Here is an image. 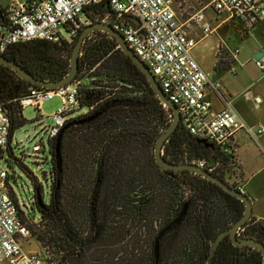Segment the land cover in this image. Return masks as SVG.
Segmentation results:
<instances>
[{
    "label": "trees",
    "instance_id": "trees-1",
    "mask_svg": "<svg viewBox=\"0 0 264 264\" xmlns=\"http://www.w3.org/2000/svg\"><path fill=\"white\" fill-rule=\"evenodd\" d=\"M108 10L107 0H101L87 5L83 13L96 22L100 21L97 16ZM82 28L71 41L31 38L13 43L3 55L38 78L59 79L69 69L71 50ZM84 75L88 76L85 83L81 81ZM74 80L80 81L79 108L86 110L65 121L58 152L56 137L49 140L50 197L44 201L41 185L33 179L31 204L41 218L33 221L25 215L31 236L51 247L54 264H207L212 241L240 217L244 202L199 173L159 168L153 149L171 121L170 109L106 31L95 29L85 37ZM32 86L38 85L0 63V103L9 115L10 136L25 121L19 99ZM213 148L197 141L179 123L164 141L162 155L176 163L192 158L216 161L218 152ZM221 162L229 174L236 172L231 176L236 180L235 153ZM223 172L216 175L239 190ZM73 175L88 183L84 187L87 219L82 228L69 201L71 197L80 199L78 194L83 191L73 181L69 184ZM13 199L21 216L22 209ZM185 203L182 221L161 235L155 262V235ZM143 225L154 231L148 248L141 240ZM242 227L245 236L264 243L261 222L250 216ZM261 263L260 249L235 245L228 235L221 238L212 256V264Z\"/></svg>",
    "mask_w": 264,
    "mask_h": 264
},
{
    "label": "built area",
    "instance_id": "built-area-1",
    "mask_svg": "<svg viewBox=\"0 0 264 264\" xmlns=\"http://www.w3.org/2000/svg\"><path fill=\"white\" fill-rule=\"evenodd\" d=\"M101 0H10L0 1V54L13 43L31 38H43L53 42L71 41L78 30L90 22L83 13L87 5ZM108 11L99 14L100 22L120 32L128 47L142 60L155 76L169 100L176 106L183 128L197 139H204L218 147V160L209 164L205 158L187 160L210 172L219 173L242 191L240 185L224 169L223 157L234 153L232 143L236 129L246 127L220 91V82L212 79L192 53L196 39L176 17L171 0H107ZM217 13H225L226 19H235L249 28L264 19V0H210ZM191 25L199 26L204 35L213 26L202 9L188 17ZM264 56L254 58L262 68ZM80 81L56 88L32 86L20 97L22 106L33 105L40 110L42 100L58 96L60 105L49 116L52 122L44 133L54 139L65 121L79 108L78 86ZM213 90L224 102L219 109L212 107L207 95ZM172 118L171 111L169 112ZM247 128V127H246ZM264 132L258 128L257 133ZM10 120L7 110L0 103V264H54L51 247L41 245L40 250H24L22 240L31 237L29 227L18 212L16 201L7 186L8 170L1 163L5 150L9 149ZM43 139L33 144L30 153L39 151ZM230 175V176H229ZM237 228L238 236L243 234Z\"/></svg>",
    "mask_w": 264,
    "mask_h": 264
},
{
    "label": "crops",
    "instance_id": "crops-1",
    "mask_svg": "<svg viewBox=\"0 0 264 264\" xmlns=\"http://www.w3.org/2000/svg\"><path fill=\"white\" fill-rule=\"evenodd\" d=\"M208 3L194 12L202 9L213 30L204 35L199 26L190 23L189 33L196 39L192 53L210 77L220 82L226 103L247 127L233 133L236 181L250 199V216L264 225V132L257 133L258 128L264 129V62L262 68L254 63V58L264 56V19L245 28L235 19H226L225 13H217ZM229 24L236 31L234 38H226L221 32ZM207 95L214 109L224 105L213 90Z\"/></svg>",
    "mask_w": 264,
    "mask_h": 264
},
{
    "label": "rangeland",
    "instance_id": "rangeland-1",
    "mask_svg": "<svg viewBox=\"0 0 264 264\" xmlns=\"http://www.w3.org/2000/svg\"><path fill=\"white\" fill-rule=\"evenodd\" d=\"M2 4H8L10 0H0ZM172 7L175 11L176 17L179 22L182 23L183 27L187 30L190 29V22H188V17L192 12H194L198 7L207 4L210 0H171ZM224 15V13L222 14ZM238 21V20H236ZM239 22V21H238ZM232 25V24H231ZM230 24L228 26L224 25L221 32L226 35V38L231 36L234 38V33L236 31ZM233 31V34L231 33ZM193 51V49H192ZM207 68V67H205ZM88 76H82V82L85 83ZM60 105V99L58 96H53L51 98H46L41 102L40 110L33 105H24L22 107V116L25 119L24 123L13 129L9 149L5 150L1 157L2 165L8 170L7 184L9 185L11 195L16 198L21 211V217L23 220L27 219L25 215L33 221L40 220V213L35 206L31 204V197L33 195V179H36L42 188V196L44 201H48L50 197V185L51 180L49 178V170L51 168V152H50V141L47 135L44 133L45 127L52 122L49 114L57 109ZM86 108L84 106L76 109L71 115H77L84 112ZM27 129H32L28 134H26L22 139L18 140L16 136L21 131ZM43 139V145L41 149L36 152L30 153V147L39 143L40 138ZM71 181L74 182L76 187H80L83 191H80L78 197H71L72 211L78 222L81 224V228L85 226V221L87 219V200L85 201V188L87 184H84L78 177L74 175L72 178L69 177V184ZM85 187V188H84ZM111 217V216H110ZM153 230L151 226L141 227V240L143 247L148 248L151 238L153 235ZM22 247L24 250H40L41 246L39 241L31 236L22 240ZM166 251V249H165ZM53 253V252H52Z\"/></svg>",
    "mask_w": 264,
    "mask_h": 264
},
{
    "label": "water",
    "instance_id": "water-1",
    "mask_svg": "<svg viewBox=\"0 0 264 264\" xmlns=\"http://www.w3.org/2000/svg\"><path fill=\"white\" fill-rule=\"evenodd\" d=\"M99 29L106 31L110 36L114 37L115 40L117 41L118 46L120 49L130 57L132 62L144 73L146 76L150 86L153 88L154 92L157 94L161 102L166 106L167 108L170 109L172 113V118L170 123L167 125V127L158 135L155 144H154V149H153V155L155 162L159 166L160 169L165 170V169H189L191 171H194L196 173H199L206 178L210 179L211 181L215 182L219 186H221L224 190L227 192L231 193L232 195L240 198L244 202V210L240 217L235 220L233 224H231L229 227L219 231L217 235L215 236L214 240L211 243L210 246V251L208 255V260L207 264H212V256L215 253V250L217 248V245L221 238L224 235H228L229 238L231 239L232 243L235 245H250L254 246L258 249L261 250L262 252V263L264 264V243L258 239H255L254 237H249V236H238L236 234L237 228L242 226V224L250 217L252 207H251V202L249 197L243 193L242 191L237 190L235 187L230 185L227 181H225L223 178L217 176L216 174L207 171L204 168H201L197 166L194 163L190 162H181V163H176V162H171L167 160L163 155H162V145L166 138L172 133V131L176 128V126L179 124L180 120V115L179 112L176 108V106L169 100V98L165 95L163 92L162 88L160 87L158 81L156 80L155 76L152 74L150 71L149 67L139 59V57L133 52V50L128 47L126 41L124 40L123 35L112 28L110 25L96 21L89 23L81 29L79 32L72 50L70 54V64H69V69L63 75L61 78L56 79V80H44L41 78H38L34 76L32 73L28 72L24 68H22L16 61L7 58L5 55L0 54V63L6 64L10 67H12L14 70L17 71V73L23 77L25 80L29 81L30 83H33L38 86H43L46 88H56L60 86H64L66 84H69L73 81V79L76 76L77 70H78V55L80 52L81 45L85 39V37L90 33L92 30ZM63 130V127L60 129L58 135L55 138V149L58 152V145L60 141V135ZM32 129H27L25 131H21L18 133L16 138L18 140L22 139L26 134H28ZM197 141L204 143L205 146H209L211 148L214 147V144L211 142H207L204 139H197ZM214 159L210 158L208 160V163L211 164L213 163ZM186 208H187V203L183 205V207L179 210L177 215L165 226L160 228V230L157 232L155 235V238L153 240V256L155 262H157L158 254H159V239L161 235L170 227L172 224H178L179 222L182 221L184 218V215L186 213Z\"/></svg>",
    "mask_w": 264,
    "mask_h": 264
},
{
    "label": "flooded vegetation",
    "instance_id": "flooded-vegetation-1",
    "mask_svg": "<svg viewBox=\"0 0 264 264\" xmlns=\"http://www.w3.org/2000/svg\"><path fill=\"white\" fill-rule=\"evenodd\" d=\"M214 151L218 152V147L214 145ZM160 230V229H159Z\"/></svg>",
    "mask_w": 264,
    "mask_h": 264
}]
</instances>
